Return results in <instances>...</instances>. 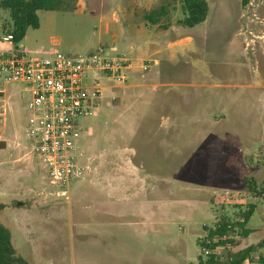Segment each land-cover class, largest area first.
I'll return each mask as SVG.
<instances>
[{
    "label": "rangeland",
    "instance_id": "1",
    "mask_svg": "<svg viewBox=\"0 0 264 264\" xmlns=\"http://www.w3.org/2000/svg\"><path fill=\"white\" fill-rule=\"evenodd\" d=\"M206 1V20L191 28L183 23V0H63V9L39 11L40 29H29L18 44L3 42L0 26V52L19 49L44 58L52 48L79 54L98 43L110 45V38L99 35L100 20L118 13L128 40L109 57L125 52L133 66L124 83L101 75L97 108L78 119L79 159L88 169L85 181L72 183L70 201L49 183L43 160L33 152L30 93L21 83L5 86L0 224L20 257L71 264L72 217L104 200L107 193L99 189L132 163L144 166L142 197L160 264H205L200 241L222 217L241 221L249 206L255 207L250 233L240 237L236 227L228 236L240 244L219 248L218 255L224 260L228 251L264 239V0ZM162 4L169 5L162 22L167 30L144 17ZM4 20L9 15L0 11ZM148 41L157 48L141 54ZM43 215L58 217L61 231L49 239L30 231ZM74 240L77 249L79 238ZM260 253L264 248L252 263Z\"/></svg>",
    "mask_w": 264,
    "mask_h": 264
},
{
    "label": "built area",
    "instance_id": "2",
    "mask_svg": "<svg viewBox=\"0 0 264 264\" xmlns=\"http://www.w3.org/2000/svg\"><path fill=\"white\" fill-rule=\"evenodd\" d=\"M1 39L14 44L11 34ZM116 50L101 44L88 53L57 50L44 58L30 57L19 49L0 52V101L11 83L23 84L30 93L27 133L33 152L43 160L49 183L61 188L68 201L72 183L85 178L88 169L79 159L84 153H78V119L93 115L97 108L103 89L98 82L101 75L124 83L126 72L133 67L126 56L109 57ZM89 81L94 84L90 86ZM203 253L218 255V249Z\"/></svg>",
    "mask_w": 264,
    "mask_h": 264
},
{
    "label": "crops",
    "instance_id": "3",
    "mask_svg": "<svg viewBox=\"0 0 264 264\" xmlns=\"http://www.w3.org/2000/svg\"><path fill=\"white\" fill-rule=\"evenodd\" d=\"M147 14L144 15L145 19ZM114 15L112 20L104 17L100 20L99 35L101 38H110V45L107 46H113L118 51L116 44H125L128 38L125 37L124 26L119 22L120 14ZM152 22L156 28L167 30L168 25L162 24L163 18ZM111 25H114V28H111ZM144 26L146 27V24ZM101 44L93 46L88 52ZM153 48H157V45L153 41H148L141 54L150 52ZM57 50L58 48H52L48 52L52 55ZM123 56L128 57L125 52ZM134 152L131 151L127 155L131 162L135 156ZM144 172L142 164L132 163V167L130 166L122 176L113 175L107 189H99L101 193H107L104 200L83 206L82 209L86 208L87 211H78V214L72 217L69 230L72 244L71 264H160L158 247L150 244L149 229L152 224L142 197L146 185ZM84 179L80 181H85ZM41 217L37 223L33 222L36 225L30 229L32 234L49 239L61 231L56 226L58 217L48 215ZM74 237L79 238L77 249ZM150 247L153 251L151 255ZM25 260L29 264H54L53 261L45 259Z\"/></svg>",
    "mask_w": 264,
    "mask_h": 264
},
{
    "label": "trees",
    "instance_id": "4",
    "mask_svg": "<svg viewBox=\"0 0 264 264\" xmlns=\"http://www.w3.org/2000/svg\"><path fill=\"white\" fill-rule=\"evenodd\" d=\"M63 9V0H0V11L9 15V21L4 20L0 23L4 34H11L15 44L20 43L26 36L29 29H38L40 19L38 12L41 10L53 11ZM183 11L186 16L184 24L187 27H194L203 23L208 15L209 6L206 0H183ZM169 13V5L162 4L158 9L150 11L146 18L157 21L164 18ZM2 206H0L1 210ZM254 206H249L242 213L241 221L231 222L228 218L222 217L214 227L209 230L205 240H201L202 250L212 251L219 248L230 249L238 246L239 241H234L228 236L229 232H234L236 227L241 229L240 237H247L250 229L247 223L254 214ZM264 248V239L256 244L238 252H229L224 260L219 255L212 254L207 257L205 264H245L252 261V255ZM258 264H264V254H259ZM201 263H203L201 261ZM0 264H29L24 258L18 255L9 231L0 224Z\"/></svg>",
    "mask_w": 264,
    "mask_h": 264
},
{
    "label": "water",
    "instance_id": "5",
    "mask_svg": "<svg viewBox=\"0 0 264 264\" xmlns=\"http://www.w3.org/2000/svg\"><path fill=\"white\" fill-rule=\"evenodd\" d=\"M19 206L21 205V203L18 204Z\"/></svg>",
    "mask_w": 264,
    "mask_h": 264
}]
</instances>
